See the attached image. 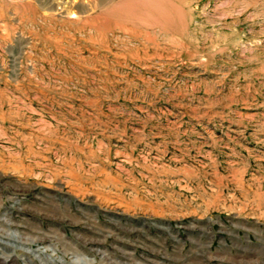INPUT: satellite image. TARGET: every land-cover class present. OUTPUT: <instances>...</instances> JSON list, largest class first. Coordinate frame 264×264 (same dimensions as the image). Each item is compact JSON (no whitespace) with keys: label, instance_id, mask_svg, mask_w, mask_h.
<instances>
[{"label":"rangeland","instance_id":"1","mask_svg":"<svg viewBox=\"0 0 264 264\" xmlns=\"http://www.w3.org/2000/svg\"><path fill=\"white\" fill-rule=\"evenodd\" d=\"M0 264H264V0H0Z\"/></svg>","mask_w":264,"mask_h":264},{"label":"bare ground","instance_id":"2","mask_svg":"<svg viewBox=\"0 0 264 264\" xmlns=\"http://www.w3.org/2000/svg\"><path fill=\"white\" fill-rule=\"evenodd\" d=\"M133 4V3H132ZM156 9V8H155Z\"/></svg>","mask_w":264,"mask_h":264}]
</instances>
